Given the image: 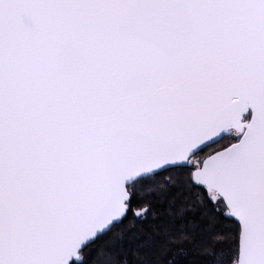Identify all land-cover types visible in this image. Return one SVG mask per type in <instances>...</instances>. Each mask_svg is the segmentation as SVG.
I'll return each instance as SVG.
<instances>
[{
    "label": "snow or ice",
    "instance_id": "1",
    "mask_svg": "<svg viewBox=\"0 0 264 264\" xmlns=\"http://www.w3.org/2000/svg\"><path fill=\"white\" fill-rule=\"evenodd\" d=\"M0 264H264V0H0Z\"/></svg>",
    "mask_w": 264,
    "mask_h": 264
}]
</instances>
